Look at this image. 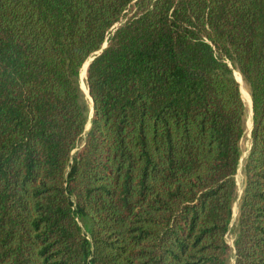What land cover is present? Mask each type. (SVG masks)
Listing matches in <instances>:
<instances>
[{
	"label": "trees",
	"instance_id": "obj_1",
	"mask_svg": "<svg viewBox=\"0 0 264 264\" xmlns=\"http://www.w3.org/2000/svg\"><path fill=\"white\" fill-rule=\"evenodd\" d=\"M234 68V264H264V0H0V264H227Z\"/></svg>",
	"mask_w": 264,
	"mask_h": 264
},
{
	"label": "rangeland",
	"instance_id": "obj_2",
	"mask_svg": "<svg viewBox=\"0 0 264 264\" xmlns=\"http://www.w3.org/2000/svg\"><path fill=\"white\" fill-rule=\"evenodd\" d=\"M85 67L83 69H86ZM83 69H82V71H83ZM233 71H234V75L238 79V75H241V74L239 73V71L236 68H234ZM81 87L83 88L82 81H81ZM83 90H84V88H83ZM84 92L86 93L85 90H84ZM241 92H242L243 99L246 102L249 111H248V117H247V120H246L247 133H246V135L243 138L242 143H241L242 151H243V157H242V160H241V166H240L239 171H238L237 176H236L237 184H238V195H237V198H236L235 203H234V219H233V222H232V225H231L230 232L227 235V240H228V243L230 245V253H229L228 260H227V264H234V262H235L233 244H234V237H235L236 219H237L238 210H239V201H240V197H241V194H242V189H243L244 182H245V173H244V170H243V168H244L243 166H244V163H245V158L247 157L248 152H249V148L251 146V141H250V138H251L250 128L252 126L251 110H250L251 96H250V94L248 92V87H247L246 84H245V88L244 89L241 86ZM86 96H87V94H86ZM246 99H248L250 101H247ZM87 100H88V97H87ZM88 129H89V127H88ZM80 148L81 147H78L74 151V153L77 152Z\"/></svg>",
	"mask_w": 264,
	"mask_h": 264
},
{
	"label": "water",
	"instance_id": "obj_3",
	"mask_svg": "<svg viewBox=\"0 0 264 264\" xmlns=\"http://www.w3.org/2000/svg\"><path fill=\"white\" fill-rule=\"evenodd\" d=\"M107 46V42H105L104 43V45H103V47H102V49L100 50V51H98V52H96L95 53V55H97V54H100L101 52H102V50L105 48ZM95 58V56H93V57H91L86 63H85V65L83 66V68L86 66V81H87V73H88V68H89V65H90V63H91V61L93 60ZM82 68V69H83ZM82 73V72H81ZM238 80V79H237ZM239 81V80H238ZM239 83H240V81H239ZM87 88H88V86H87ZM84 91V90H83ZM86 94V93H85ZM88 94H89V96H90V91H89V88H88ZM91 98V97H90ZM91 104H92V107H91V117H92V115H93V100H92V98H91ZM252 99H251V104H250V110H251V116H252ZM251 131H252V126H251V128H250V133H251Z\"/></svg>",
	"mask_w": 264,
	"mask_h": 264
},
{
	"label": "bare ground",
	"instance_id": "obj_4",
	"mask_svg": "<svg viewBox=\"0 0 264 264\" xmlns=\"http://www.w3.org/2000/svg\"><path fill=\"white\" fill-rule=\"evenodd\" d=\"M86 68V67H85ZM86 69H83V71H82V74L80 75V79H81V81H82V86H83V88H84V90L86 91V94H87V97H88V102H90V107H92V104H91V98L89 97V94H88V88H87V83H86V71H85ZM238 79L240 80V82H241V86H242V88L244 89L245 88V83H244V81H243V79H242V77L240 76V75H238ZM82 88V89H83ZM246 92V91H245ZM245 97V96H244ZM247 101H250V100H248V99H246Z\"/></svg>",
	"mask_w": 264,
	"mask_h": 264
}]
</instances>
